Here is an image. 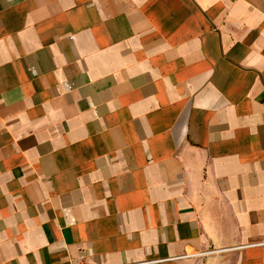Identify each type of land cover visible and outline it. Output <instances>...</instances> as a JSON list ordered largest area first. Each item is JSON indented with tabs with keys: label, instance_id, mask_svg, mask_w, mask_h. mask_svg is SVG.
Wrapping results in <instances>:
<instances>
[{
	"label": "crops",
	"instance_id": "obj_1",
	"mask_svg": "<svg viewBox=\"0 0 264 264\" xmlns=\"http://www.w3.org/2000/svg\"><path fill=\"white\" fill-rule=\"evenodd\" d=\"M0 264H264V0H0Z\"/></svg>",
	"mask_w": 264,
	"mask_h": 264
},
{
	"label": "built area",
	"instance_id": "obj_2",
	"mask_svg": "<svg viewBox=\"0 0 264 264\" xmlns=\"http://www.w3.org/2000/svg\"><path fill=\"white\" fill-rule=\"evenodd\" d=\"M210 252H212V251H210ZM190 255H191V254H188V253H187V254H185V256H190Z\"/></svg>",
	"mask_w": 264,
	"mask_h": 264
}]
</instances>
